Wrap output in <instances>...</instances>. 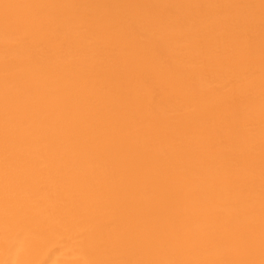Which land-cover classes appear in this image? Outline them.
<instances>
[{"label":"bare ground","instance_id":"obj_1","mask_svg":"<svg viewBox=\"0 0 264 264\" xmlns=\"http://www.w3.org/2000/svg\"><path fill=\"white\" fill-rule=\"evenodd\" d=\"M0 264H264V0H0Z\"/></svg>","mask_w":264,"mask_h":264}]
</instances>
